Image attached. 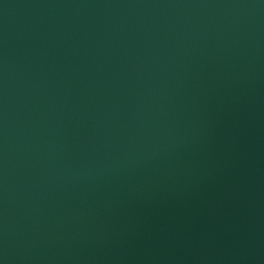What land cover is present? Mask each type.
I'll return each instance as SVG.
<instances>
[{
	"label": "water",
	"instance_id": "1",
	"mask_svg": "<svg viewBox=\"0 0 264 264\" xmlns=\"http://www.w3.org/2000/svg\"><path fill=\"white\" fill-rule=\"evenodd\" d=\"M0 264H264V0H0Z\"/></svg>",
	"mask_w": 264,
	"mask_h": 264
}]
</instances>
